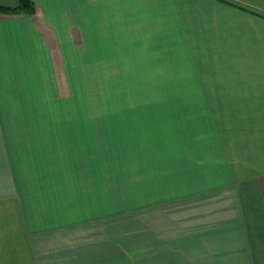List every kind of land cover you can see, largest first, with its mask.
Listing matches in <instances>:
<instances>
[{
	"label": "rangeland",
	"instance_id": "1",
	"mask_svg": "<svg viewBox=\"0 0 264 264\" xmlns=\"http://www.w3.org/2000/svg\"><path fill=\"white\" fill-rule=\"evenodd\" d=\"M49 2L54 3L47 10L52 15L63 13L65 7L82 12V19L86 12L89 19L102 23L103 35L95 41L83 31L74 42L56 44L57 57L49 58L51 45H38L32 32L28 33L33 38H26L13 28L9 37L0 30L5 144L12 154L9 160L19 164L20 190L29 213L36 217L31 223L43 229L49 224L48 212L69 207L72 220L62 227L79 230L95 225L86 222L91 215L86 206L79 208L80 161L89 158L86 151L91 148L89 152H98L94 161L102 165L86 170L83 179L102 171L109 184L102 204L105 254L114 247V264H179V194L191 190L186 186L196 178L179 166V135L187 139L183 147L189 152L197 144L186 131L179 132L180 124L181 129L191 128L197 121L192 119L197 108L179 107V95L191 93L198 68L243 66L254 60L217 58L230 51L232 43L183 40L179 0ZM1 3L18 5L17 0ZM41 11L44 17L47 12ZM239 45L243 49L251 44ZM35 49L40 50L36 57L24 58V51ZM209 54L216 58H207ZM8 99H25L29 106L8 105ZM5 162L0 156V183L11 184L4 174ZM63 175L71 176V187ZM8 191L3 186L2 192ZM36 237L29 236L32 247L39 243ZM49 255L42 257L44 264L54 262ZM111 258L105 255V262ZM35 261L42 264L39 258Z\"/></svg>",
	"mask_w": 264,
	"mask_h": 264
},
{
	"label": "crops",
	"instance_id": "2",
	"mask_svg": "<svg viewBox=\"0 0 264 264\" xmlns=\"http://www.w3.org/2000/svg\"><path fill=\"white\" fill-rule=\"evenodd\" d=\"M33 1L34 13H0L4 35L12 37L16 28L24 37L33 38L28 33L32 32L38 45H51L49 58L57 57L56 44L74 42L83 31L91 33L95 41L103 35L99 29L102 23L89 19L86 12L82 19V12L75 14L65 7V15L59 10L56 16L47 11L54 7V3H46L52 0ZM41 10L47 12L44 17ZM179 35L193 43L235 44L217 58L254 60L243 66L198 68L191 93L179 95V107L197 108V113H192L197 121H192L191 128L181 129L183 124L179 125V132L186 131L192 143H197L189 152L183 147L187 139L181 140L183 136L179 135V166L196 176L186 186L191 190L179 194V264H264V0H179ZM241 43L251 45L243 50ZM193 50L197 52V47ZM34 53L40 50H26L24 58L36 57ZM206 57L214 59L216 54ZM187 89L179 87V91ZM24 101L8 99V105L29 106ZM4 105L0 100V156L6 160L4 174L11 184L0 183V264H37V258L44 264L45 254L53 256L54 262L49 264H69L68 258L71 264H114V247L107 249V254L104 247V174L94 172L91 179H83L86 170L102 165V161H94L99 159L98 152L87 149L89 158L85 161L81 157L79 173V208L81 211L86 206L91 212L86 222L95 225L79 230L64 227L66 220H72L67 214L69 207H64L48 212L49 224L43 229L33 227L31 221L36 217L29 213L20 190L19 164L9 160L12 154L5 144L8 131L1 119H6L1 115ZM63 176L66 186L71 187V176ZM198 178L207 182L197 184ZM3 186L8 193L2 192ZM30 235L38 236L39 243L35 241L34 247ZM105 255L112 258L105 262Z\"/></svg>",
	"mask_w": 264,
	"mask_h": 264
},
{
	"label": "trees",
	"instance_id": "3",
	"mask_svg": "<svg viewBox=\"0 0 264 264\" xmlns=\"http://www.w3.org/2000/svg\"><path fill=\"white\" fill-rule=\"evenodd\" d=\"M18 5L11 7L0 4V13H34L35 8L31 0H17Z\"/></svg>",
	"mask_w": 264,
	"mask_h": 264
}]
</instances>
